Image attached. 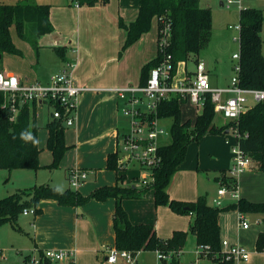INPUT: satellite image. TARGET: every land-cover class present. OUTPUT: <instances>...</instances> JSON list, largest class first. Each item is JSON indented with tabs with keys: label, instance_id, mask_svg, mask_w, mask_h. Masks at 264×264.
I'll use <instances>...</instances> for the list:
<instances>
[{
	"label": "trees",
	"instance_id": "1",
	"mask_svg": "<svg viewBox=\"0 0 264 264\" xmlns=\"http://www.w3.org/2000/svg\"><path fill=\"white\" fill-rule=\"evenodd\" d=\"M24 3L4 4L0 0V62L4 54L20 55L13 45L10 29L15 28L18 38L37 51L40 37L53 31L49 21L50 7L46 4L30 5ZM108 0H79V7L106 5ZM153 19L157 23L156 57L141 69V84H145L150 70L166 55L171 57L172 74H176L180 64L188 61L197 63L199 53L208 46L212 32V14L208 8H201L197 0H139L136 19L128 25L119 22V27L126 33L122 50L135 43L141 35L147 33ZM240 32L239 43V86L244 89L264 91V54H262L261 27L264 24V12L257 9H241L238 14ZM167 27L165 44L161 45L163 31ZM60 55L62 51L57 50ZM2 97L0 96V105ZM180 105L176 99L161 101L155 111L160 119H171L168 145L158 149V164L152 169L153 182L148 187L123 186L125 176L116 178L113 186H102L93 190L90 195L82 196L76 190L63 192L48 185L34 186L28 190H20L0 198V226L6 223L19 230L18 217L24 209L33 208L35 215L41 211L37 205L41 200H52L59 206L80 207L89 200L99 202L114 199L115 208L112 218L114 246L118 250L132 252L157 251L163 255L177 254L186 241L187 234L174 231L171 238L160 239L151 224H132L122 201L139 199L143 192L153 189L155 206H168L175 214L190 216L189 231L195 242V249L200 257L216 264H232L226 261L221 250L219 216L223 212L236 211L239 214H258L264 224V202H250L244 198L225 207H214L207 203L204 195L193 202L170 200L166 190L172 177L184 162L190 143L198 141L206 135H222L231 128L237 129L238 146L251 160V167L264 173V100L252 104L237 121H228L217 125L214 117L217 114L206 95L202 112L194 122L182 121ZM35 105L21 106L17 114L0 107V169L37 170L38 154L37 127L34 120ZM47 138L46 149L52 155L50 168H58L59 163L69 149L65 143V128L57 120L45 125ZM117 151L108 154L106 168L117 170ZM220 172L216 178L221 187L228 191L236 190V179ZM255 250L264 252V233H259L255 241ZM158 252V251H157ZM172 258V256H171Z\"/></svg>",
	"mask_w": 264,
	"mask_h": 264
},
{
	"label": "crops",
	"instance_id": "2",
	"mask_svg": "<svg viewBox=\"0 0 264 264\" xmlns=\"http://www.w3.org/2000/svg\"><path fill=\"white\" fill-rule=\"evenodd\" d=\"M138 3L139 0H108L106 5L75 8L69 0H50L46 5L50 7L49 21L53 27V31L39 38L38 50L34 51L26 42L20 40L15 28L12 27L10 29L11 39L20 55L4 54L3 56H14L18 59V63L21 62L20 65L24 74H21L22 76L19 79L24 82L37 81L46 83L54 76L52 74H48V76L39 75L33 69L42 60L44 52L48 50L54 56L52 62H50L53 71L58 74L67 68L68 64L74 65L72 74L76 84L79 86L112 89L139 85L141 84V69L154 59L157 47L154 54L146 52L147 39H145V33L131 46L122 50L126 33L119 27L120 21L128 25L136 19ZM254 3H264V0H252L251 4L254 5ZM154 21L156 22L155 19L152 22ZM155 30V38L157 39V23ZM41 40L45 41L41 42ZM57 50L62 51V55ZM34 56L36 62L33 63ZM49 58L51 59V57ZM178 67L175 74L178 79L191 74L185 72L183 76L178 77ZM0 70L8 75L17 77L16 72L12 71V69L9 71L5 70L3 57L0 62ZM119 104L120 101L111 91L86 92L79 100L75 125L65 129L71 130L74 140L72 143H68L65 139L66 145L69 146L65 154H72L73 162V167L68 170V175L75 168L87 171L88 176L85 181L89 177L94 179V183L91 185L89 191L97 187L113 186L116 184L118 173L112 171V178L108 177V181L106 182V174L104 172L108 170L106 168L108 154L114 153L117 150ZM38 109L39 106L34 107L33 115L37 129L41 126V123L39 124L38 121V117L40 116ZM49 121H51L50 118L44 121V130L45 125ZM225 144H227L226 141ZM84 148H87L86 151L83 150ZM87 153L88 155H86ZM185 164L184 160L176 174L184 170ZM230 166L231 160L229 156L227 162H222L221 164L217 162L212 166L206 167H212L211 169H218V171L227 174L225 167L229 171ZM220 172L218 175L213 176V178H218ZM235 179L237 183L235 190L236 197L231 196V198L238 200L245 197L248 199L245 196V192H243L247 189V186L242 185L250 183L257 185V191L259 190L257 195L259 199L256 202H264V173L257 172L251 168L236 176ZM85 181L81 184L80 188ZM78 189L76 191H79ZM187 200L192 201L189 198ZM187 200L182 201L188 202ZM207 203L211 205V203ZM36 208L41 212L38 214L33 226L32 245L25 251V256L23 257L24 264L29 263V257H37L44 250L58 249L74 250V264H109L106 261V248L114 246L112 227L115 208L114 199H107L103 202L91 200L87 205L81 206L83 213L80 215L78 214L79 209L77 207L59 206L52 200H41ZM221 214L219 216V225ZM21 216L28 218L35 215ZM182 217L187 219L190 224V216ZM237 217L238 212H236L235 217L236 223ZM257 217L259 219V227L255 232L257 234L252 240V250L247 249L250 252L249 259L246 262H239V264H264V252H257L255 250L257 235L264 233V224L261 222L262 216L258 215ZM136 221L137 223L130 220L132 224L144 223ZM151 225H153L157 234L159 230L158 224ZM248 229H240L236 225L235 239L231 238L228 240V238L224 237L220 227V239L230 244L242 245L239 237L240 232ZM192 241L195 247L194 239ZM182 250L180 254H183ZM16 252H19L18 254L20 255L22 254L21 251L17 250ZM178 256L179 253L172 256V260L170 259L171 264L179 263L180 257ZM188 261V264H216L212 263L211 260L198 259L197 257Z\"/></svg>",
	"mask_w": 264,
	"mask_h": 264
},
{
	"label": "rangeland",
	"instance_id": "3",
	"mask_svg": "<svg viewBox=\"0 0 264 264\" xmlns=\"http://www.w3.org/2000/svg\"><path fill=\"white\" fill-rule=\"evenodd\" d=\"M49 1L50 0H28L27 2L30 5H39L47 4ZM197 1L201 8H208L212 14L211 39L208 46L199 53L198 62L202 63L204 66L205 72L208 75L210 81V87L222 88L223 86L229 85L231 79L234 77L235 72L233 67L237 63V60L232 59V55L239 53L238 32L235 29L230 30L228 27H235L239 24L238 14L240 9L252 8L264 12V3H254V5H252V0H234L236 2L229 5V7H226L227 0ZM1 2L4 4L13 5L17 3H24L25 0H1ZM151 25V28L145 34V39H147L145 50L146 52H149V54H154L157 47L155 38L156 22H152ZM261 38L262 53H264V24H262L261 27ZM42 41L45 40H41V42ZM49 57H51V59ZM53 57L54 56H52L47 50V52H44L42 60H40L39 64L34 66L33 69L37 71L39 75H55L56 72L53 71L50 65ZM17 60L18 59L14 56H3V66L5 70L9 71L12 69V71L16 72L17 78L19 79V77L22 76L21 74H24V71L20 65L21 62L18 63ZM34 60L33 63L36 62L35 56ZM194 70L195 64L192 61H188L186 65H179L177 75L178 77H181L185 72L192 73ZM40 81L42 80L40 79ZM250 103L251 105L253 104L252 102ZM122 106L123 104L120 102L118 110V145L122 143V135L128 133L130 130L128 119L125 118L121 113V109L123 108ZM51 111L52 107L48 104L43 105L38 109L40 114L38 121L39 124L41 123V126L37 129V148L40 150L38 154V164L40 168L37 170L14 169L11 171H8L7 169H0V198H4L8 194L14 193L16 191L28 190L34 186L40 185H48L61 192L65 190L74 191L70 187L67 179L68 170L73 167L72 154H64L58 168H50L52 155L45 147L46 131L44 130L43 123L45 120H49V118L51 119ZM201 112L202 108L197 109L189 103L180 105L182 121L190 120L191 122H194L197 115H199ZM33 118L34 116L32 117V120ZM214 122L217 125H223L226 124L228 120L223 118L222 115L216 114L214 117ZM160 124L166 131V135L159 138L156 143L161 147L168 145L171 141V136L169 133L171 119H163L160 121ZM64 137L68 143H72L74 141L71 130H64ZM225 141L227 144H225ZM235 145H237V140L235 133L232 131H229L228 134L222 136L217 134L206 135L198 141L190 143L187 150L184 170L172 177L171 182L166 190L168 199L186 201L189 198V200L192 201H187L193 202L198 196L204 195L207 202L211 203L212 205V199L217 197V190L221 187L218 180H216V177L213 178V176L218 175L220 171H218V169H211L212 167L209 168L206 166H212L217 162L219 164L222 162H227L229 156L231 160V147ZM86 149L87 148H84L83 150L86 151ZM86 155H88V153ZM251 168L252 167H250V169ZM225 170L227 172L225 176L228 177V168L225 167ZM104 173L106 174L105 181L107 182L108 177L112 178L113 173L111 170H105ZM117 173V176H125L121 185L139 186L140 189L148 187L143 186L142 182L148 181L152 178L151 173L148 170L140 169L133 162L127 164L125 170L118 171ZM93 183L94 179L89 177L82 187H79L78 190L80 192H77L85 197L90 195L93 190L89 191V189ZM242 186H247V189H245L243 192H245V196L248 199L245 197L243 198L253 202H256V200L259 199V197H257L259 191H257V185L247 183ZM220 201L222 203L220 207H225L227 205L236 203L237 199L231 198V193H226V195L222 197ZM121 205L129 215V220L132 222L135 221L137 223L136 220H138L139 222L150 223L154 225L158 224V237L164 241L171 238L175 230L185 232L187 234L186 241L184 247L182 248L183 254H180L181 250L178 252V257H180L178 264H188L189 259H195L196 250L193 245V238L189 231V223L187 219L175 214L166 205L156 208L157 206L154 204L153 189L143 192L139 199L123 200ZM77 208L79 209L78 214H82L83 212L81 206ZM37 216L38 215L23 218L20 215L16 225L20 231L14 230L12 225L9 223L0 226V264H24L23 257L25 256V251L27 248H30L32 245V236L34 232L33 226L36 222ZM244 216L249 224V229L246 231H241L239 237L242 241V246H244L246 249L252 250V240L257 234L255 232L259 227V219L257 217L258 215L247 214ZM235 217L236 211L224 212L220 217V227L222 229V233L225 238H228V240L231 238L235 239V227L237 225ZM17 250L21 251L22 254H18L19 252L17 253ZM157 251L159 252V250ZM134 255H136L135 264H171L172 260H158L156 258L157 255L155 251L134 252ZM173 255L174 254H172V256ZM211 262L213 263V261ZM26 264L31 263L29 262Z\"/></svg>",
	"mask_w": 264,
	"mask_h": 264
},
{
	"label": "built area",
	"instance_id": "4",
	"mask_svg": "<svg viewBox=\"0 0 264 264\" xmlns=\"http://www.w3.org/2000/svg\"><path fill=\"white\" fill-rule=\"evenodd\" d=\"M71 5L79 8V0H69ZM234 0H227L226 7L233 4ZM228 29H235L238 34L240 25L229 26ZM167 27L163 31L161 45L165 44ZM232 59L237 60L234 65V77L230 84L222 88H212L209 84L208 75L202 63L195 64V70L189 76L178 79L172 74L171 57L166 55L149 72V77L143 85L128 86L122 88L102 89L83 87L76 84L72 68L74 65L68 64L67 68L51 77L48 82L37 81L24 82L16 76L8 75L0 70V96L2 109H9L13 117L17 114L21 106L32 107L50 105L52 107L51 120H57L66 129L75 125L79 100L86 92L111 91L123 104L122 115L129 121V132L122 135V143L117 144V170L123 171L127 164L133 162L140 169L148 170L152 176V169L159 162L157 155L159 138L166 135V131L161 126L162 119L157 118L155 111L161 101L176 99L179 103H189L194 107L202 108L206 95L210 96L214 111L228 121L235 122L253 104L264 100V91L256 89H244L239 86L238 73L239 53L232 55ZM250 98V101H249ZM229 131L235 133L238 140L237 129L231 128ZM251 160L248 155L237 145L231 147V166L228 175L235 178L244 171L250 169ZM88 172L81 169H73L69 172L68 182L73 190H77L86 180ZM153 182V176L148 181H143V186H149ZM231 193L235 196V191H228L224 187L217 190V197L212 200V206L220 207V199ZM21 215H35L33 208L24 209ZM237 226L240 229H248L249 224L244 215L238 213ZM196 250V249H195ZM221 250L225 255L224 260L231 261L232 264L246 262L250 252L240 244H230L221 240ZM156 253L158 260L171 259L172 254L163 255ZM178 254V253H177ZM196 257L199 259L200 253L196 250ZM134 252L118 250L115 246L106 248V261L109 264H135ZM75 251L67 249L44 250L37 257H29L31 264H74ZM195 264V263H193Z\"/></svg>",
	"mask_w": 264,
	"mask_h": 264
},
{
	"label": "water",
	"instance_id": "5",
	"mask_svg": "<svg viewBox=\"0 0 264 264\" xmlns=\"http://www.w3.org/2000/svg\"><path fill=\"white\" fill-rule=\"evenodd\" d=\"M221 5H222V3H221ZM229 133V130H226L225 132H224V134H228Z\"/></svg>",
	"mask_w": 264,
	"mask_h": 264
}]
</instances>
